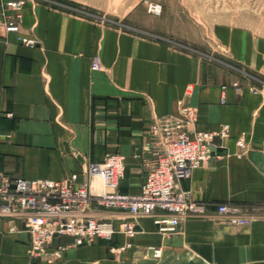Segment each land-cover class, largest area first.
Segmentation results:
<instances>
[{"label":"crops","instance_id":"1","mask_svg":"<svg viewBox=\"0 0 264 264\" xmlns=\"http://www.w3.org/2000/svg\"><path fill=\"white\" fill-rule=\"evenodd\" d=\"M125 17L112 23L60 0H27L21 33L38 45L0 26V170L62 179L120 153L126 161L120 189L138 192L158 145L152 124L189 105L198 111L191 131L218 132L227 124L228 135L215 138L217 156L179 187L212 209L235 204L252 223L228 224L211 210L164 233L145 216L138 218L133 245L118 256L104 239L77 245L63 235L33 259L23 218L0 214V264H264V85L159 39L150 15ZM94 55L102 61L99 70L91 68ZM115 240L126 238L118 233ZM150 245L162 254L154 257Z\"/></svg>","mask_w":264,"mask_h":264},{"label":"built area","instance_id":"2","mask_svg":"<svg viewBox=\"0 0 264 264\" xmlns=\"http://www.w3.org/2000/svg\"><path fill=\"white\" fill-rule=\"evenodd\" d=\"M26 1L0 0V26L6 34L17 33L22 43L36 46L38 39L21 33ZM149 10L160 14L162 6L150 5ZM91 68H102L99 55L92 57ZM233 85L241 87L238 80ZM250 88L257 90L253 85ZM197 120V109L183 105L179 115L168 114L152 124L158 145L138 192L120 189L126 169L125 156L120 153H108L102 161L88 164L81 174L73 172L62 179L12 177L0 170V214L23 218L33 259L43 258L48 246L63 235L73 237L77 245L104 239L118 256L133 245L138 218L145 216L154 217L158 230L164 233L176 231L185 217L207 215L211 210L225 223L250 225L253 219L243 215L239 206L221 202L212 209L179 187L180 180L217 156L215 138L228 135L227 124L218 132L191 131ZM237 144L245 150L243 139ZM118 233L126 238L124 242H116ZM147 249L154 257L162 254L159 246Z\"/></svg>","mask_w":264,"mask_h":264},{"label":"rangeland","instance_id":"3","mask_svg":"<svg viewBox=\"0 0 264 264\" xmlns=\"http://www.w3.org/2000/svg\"><path fill=\"white\" fill-rule=\"evenodd\" d=\"M60 1L118 24L132 11L150 15L154 21L149 25L159 39L223 61L243 78L264 85V0ZM150 5H161L162 12L150 11Z\"/></svg>","mask_w":264,"mask_h":264}]
</instances>
